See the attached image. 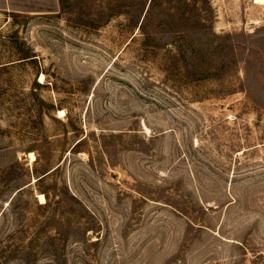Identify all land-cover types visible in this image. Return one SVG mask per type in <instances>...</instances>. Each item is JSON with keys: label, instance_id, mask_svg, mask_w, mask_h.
I'll return each instance as SVG.
<instances>
[{"label": "rangeland", "instance_id": "1", "mask_svg": "<svg viewBox=\"0 0 264 264\" xmlns=\"http://www.w3.org/2000/svg\"><path fill=\"white\" fill-rule=\"evenodd\" d=\"M60 1L0 12V264H264V2Z\"/></svg>", "mask_w": 264, "mask_h": 264}, {"label": "crops", "instance_id": "2", "mask_svg": "<svg viewBox=\"0 0 264 264\" xmlns=\"http://www.w3.org/2000/svg\"><path fill=\"white\" fill-rule=\"evenodd\" d=\"M61 10L60 0H0V12L26 16L56 15Z\"/></svg>", "mask_w": 264, "mask_h": 264}, {"label": "bare ground", "instance_id": "3", "mask_svg": "<svg viewBox=\"0 0 264 264\" xmlns=\"http://www.w3.org/2000/svg\"><path fill=\"white\" fill-rule=\"evenodd\" d=\"M260 2H264V0H258ZM60 116H64V112L60 111ZM32 156V155H31ZM33 159V158H32ZM41 199L44 200V196H41Z\"/></svg>", "mask_w": 264, "mask_h": 264}]
</instances>
